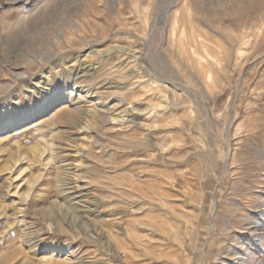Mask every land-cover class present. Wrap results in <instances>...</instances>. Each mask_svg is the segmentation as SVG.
Listing matches in <instances>:
<instances>
[{"label": "rangeland", "instance_id": "rangeland-1", "mask_svg": "<svg viewBox=\"0 0 264 264\" xmlns=\"http://www.w3.org/2000/svg\"><path fill=\"white\" fill-rule=\"evenodd\" d=\"M0 264H264V0H0Z\"/></svg>", "mask_w": 264, "mask_h": 264}, {"label": "bare ground", "instance_id": "bare-ground-1", "mask_svg": "<svg viewBox=\"0 0 264 264\" xmlns=\"http://www.w3.org/2000/svg\"><path fill=\"white\" fill-rule=\"evenodd\" d=\"M251 43V42H250ZM246 44H249L248 42L246 43V41H245V39H242L241 41H239V45H238V49H242V47L244 46V45H246ZM243 50V49H242ZM206 50L204 49V48H202V50H200V49H195V50H192V52H191V56H190V60L192 61V62H195V63H198L201 59H203V53L205 52ZM238 52V51H237ZM240 53H242V52H240ZM186 55H188V57H189V54L187 53ZM237 58H239V57H237ZM189 59H188V61H189ZM208 59V58H207ZM233 59V58H232ZM238 60V59H237ZM190 61V62H191ZM204 62V61H203ZM92 66H95L94 64H91V63H89V62H87V61H85L84 59L82 60L81 59V61L80 60H77V61H75L74 63H71V66H70V68L71 69H73V70H75V71H77V72H81V70H84L85 68L87 69V68H91ZM210 67V66H209ZM94 69V68H93ZM73 72V71H72ZM82 73H85V72H82ZM79 74V73H78ZM207 74V73H206ZM80 75V74H79ZM85 75V74H84ZM208 77V76H207ZM40 84V83H39ZM46 87V86H45ZM48 90V89H47ZM91 92V91H90ZM48 95V94H47ZM69 95V94H68ZM71 95H72V92H71ZM79 98H80V96H79ZM76 103V102H75ZM115 106V105H114ZM107 108H109V107H107ZM111 108V107H110ZM103 110V109H102ZM112 111V110H111ZM138 114V112L136 111V110H133V111H131L130 112V115L131 116H133V115H137ZM103 115V114H102ZM108 115V114H107ZM121 116V115H120ZM116 117V116H115ZM20 117L18 116V120L16 121V122H14L15 124L16 123H20V119H19ZM102 119H105V120H103V121H106L107 120V118L105 117V116H102L101 117ZM111 119V118H110ZM114 123H117V124H119V125H122L123 123H125L124 122V120H123V117H117V119H114V120H112ZM109 122V121H108ZM108 122H106V123H108ZM10 125H13V123H9L8 124V127L10 126ZM68 188V187H67ZM80 189H82V190H84V187H79ZM78 190V189H77ZM87 190V189H86ZM88 191V190H87ZM64 192V191H63ZM67 196H68V200L69 201H71V202H74V201H78V202H76L75 204L78 206V207H85V205H84V201H83V198H84V195H82V192L81 193H74V192H70V189L68 188L67 189ZM84 193V192H83ZM65 198V197H64ZM67 202V201H66ZM74 204V205H75ZM25 205V204H24ZM23 205V206H24ZM21 206H22V204H21ZM73 206V205H72ZM88 213V212H87Z\"/></svg>", "mask_w": 264, "mask_h": 264}]
</instances>
